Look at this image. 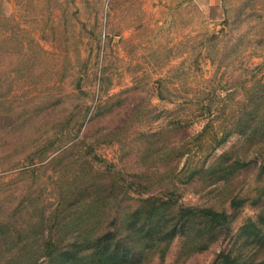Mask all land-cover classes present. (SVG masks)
Segmentation results:
<instances>
[{
	"label": "rangeland",
	"instance_id": "obj_1",
	"mask_svg": "<svg viewBox=\"0 0 264 264\" xmlns=\"http://www.w3.org/2000/svg\"><path fill=\"white\" fill-rule=\"evenodd\" d=\"M243 7L258 37L264 0H0V264H46L47 236L82 247L114 228L138 264L264 257L243 229L264 209V129L217 144L243 88L264 86L262 51L238 55L225 31ZM180 205L229 224L201 237L205 225L181 228Z\"/></svg>",
	"mask_w": 264,
	"mask_h": 264
},
{
	"label": "trees",
	"instance_id": "obj_2",
	"mask_svg": "<svg viewBox=\"0 0 264 264\" xmlns=\"http://www.w3.org/2000/svg\"><path fill=\"white\" fill-rule=\"evenodd\" d=\"M248 8L243 7L239 10L238 18L236 20L235 26L233 22H229V19H225V23L229 26L232 24V28L229 30L242 29L244 23L247 25L250 24ZM246 21V22H245ZM256 25H248L247 31L240 32L239 34L232 35L231 32L226 30V34L229 35L231 39L236 40L233 43L234 51L238 55L242 56L246 51L252 49L255 52H258L259 49L264 54V28L261 32H257L258 37L255 36L254 30H257ZM255 45L256 47H253ZM253 54V52H251ZM242 100L240 109L238 110L235 123L228 129L224 127V130L219 137L217 144L223 143L227 140L231 133L237 132L241 136V142L246 143L249 146L251 137H255L256 133L260 129H264V86L258 89H249L244 87L242 90ZM195 111H198L199 117L209 116L215 113L212 105L203 102L202 104H195ZM222 111V109H220ZM223 112V111H222ZM215 117V116H213ZM214 119V118H212ZM212 122V120H210ZM181 125V121L177 122ZM214 127V124H212ZM215 130V128H214ZM217 135V134H216ZM244 139V141H243ZM258 139V140H257ZM257 140L256 145H259L263 142L262 147H264V131L260 134V137L256 136ZM244 145H242L243 148ZM261 150V149H259ZM235 163H237L235 161ZM264 164L259 167V170H263ZM247 199H237L233 200L232 204L234 207H239L245 203ZM262 201V197H258L254 203L259 204ZM167 201L154 200L153 209L157 210L161 208L162 205L166 204ZM178 216L181 221V228L185 229L189 227L192 223L198 222L199 224L205 225L201 227L197 232L199 236L205 234V231H215L218 229L226 228L227 223L229 224L228 215L224 210H216L209 207H199L195 205H180L178 210ZM161 228L160 225H153L147 232L141 233V237L133 241L140 245L148 241L155 240L157 237L155 234L161 233L159 231ZM181 228L173 227L171 231L165 233L166 237H170L172 240L178 231H181ZM247 228L246 233L251 232L253 234L254 241L260 243L264 247V209L260 210L258 213L257 219H250V223L246 226H243V229ZM140 232L135 230L134 233ZM118 229H108L103 232V234H94L93 237H87L86 246L78 247V245H69L66 247L64 244L62 246V240L60 239V244H56L55 240L47 236V242L44 248V251L48 249L46 256H48V261L46 264H138L137 260L139 257V252L136 250L134 245L131 247L133 250H127L122 248V243L124 242V236L119 235ZM202 234V235H200ZM120 236L119 239H116V236ZM42 238V236H41ZM196 236H194L195 240ZM201 243V242H200ZM259 244V245H260ZM39 249H36V253ZM243 251V250H242ZM240 249L235 251L233 248L222 249L217 253L216 260L214 264H264V257L261 256H243ZM142 252V251H141ZM143 253V252H142ZM59 262V263H58ZM34 264H39L38 256Z\"/></svg>",
	"mask_w": 264,
	"mask_h": 264
}]
</instances>
